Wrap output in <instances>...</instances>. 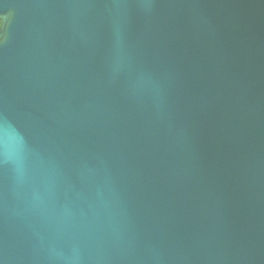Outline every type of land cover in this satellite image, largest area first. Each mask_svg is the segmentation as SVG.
<instances>
[{"label": "water", "instance_id": "obj_1", "mask_svg": "<svg viewBox=\"0 0 264 264\" xmlns=\"http://www.w3.org/2000/svg\"><path fill=\"white\" fill-rule=\"evenodd\" d=\"M0 22V264H264V0Z\"/></svg>", "mask_w": 264, "mask_h": 264}, {"label": "flooded vegetation", "instance_id": "obj_2", "mask_svg": "<svg viewBox=\"0 0 264 264\" xmlns=\"http://www.w3.org/2000/svg\"><path fill=\"white\" fill-rule=\"evenodd\" d=\"M0 25H1V22H0Z\"/></svg>", "mask_w": 264, "mask_h": 264}]
</instances>
